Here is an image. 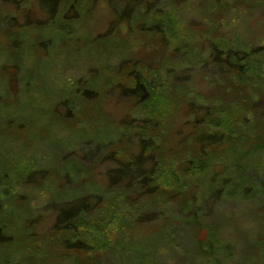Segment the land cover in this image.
Masks as SVG:
<instances>
[{"label": "rangeland", "instance_id": "374dc122", "mask_svg": "<svg viewBox=\"0 0 264 264\" xmlns=\"http://www.w3.org/2000/svg\"><path fill=\"white\" fill-rule=\"evenodd\" d=\"M214 1L216 0L160 1V8L173 15V19L164 17L165 24L162 26L169 30L171 35H175L171 38V42H177L179 37L183 38L187 40L186 44L180 41L179 45L186 48L193 47L198 54L197 59L189 60L183 54L171 55L170 45L161 44L156 34L144 36L140 32L131 33L125 20L115 24L116 15L106 0L87 2L88 20L82 24L71 21L66 25L67 28L75 31L72 36H66L63 32L64 35L56 34L58 30L56 27L51 31L40 27L43 28L42 34L52 37V42L48 46L36 49L40 43H44L40 38L41 35L35 32L32 24L24 26L25 13H30V17L34 15L39 19L45 16L39 13L36 0H0V95L7 96L1 102V110H8L11 118H20L19 123L23 125V129L15 125L13 126L15 133L34 131L37 122L54 124L47 132L50 138L47 141L48 149L45 142L39 140L29 142L28 146H22L18 139L4 140L0 143V154L18 168L24 167L23 169L30 166L43 169L48 163L56 168L53 171L55 175L64 177L53 182V179H46L40 186L29 184L14 188L11 185L13 188L10 186L7 188L12 192L14 189V192L25 193L22 198L29 207L27 217L30 233H33L36 240L55 235L52 224L55 221L57 206L63 204L59 197L77 199L81 194L84 197L87 193L94 194L91 198L88 197V200L92 206H95L94 213L97 214L99 196H106L109 192V188L106 187L107 173L114 167L115 159L120 157L119 155L130 158V153L134 154L138 151L136 141L140 136L135 125L142 117H146L149 111L145 103L139 104L133 97L122 94L120 87L116 86L120 81H124L123 75L127 71L136 75L135 71L139 69L142 76L147 77V82L153 81V84L150 83L152 90L157 83H165L167 77L171 80L175 72H179L180 76L183 75L185 98L190 101L187 105L183 102L186 100L179 99L177 104L173 102V107L167 108L164 98L166 94L163 93L166 87L161 90V86L153 92L157 98L155 111L160 110L161 116L169 118L170 129L164 134L163 142V147L169 154L177 153L178 141L183 139L186 132L193 131L199 134L213 129L206 126L208 122L206 116L208 115L213 122L218 120L220 112L214 113L208 109L210 106H216L218 101L233 103L236 98L238 100L241 96L250 95L252 106L248 107L247 104L243 105L242 102L237 101L233 106L239 113H243L244 122L248 121L252 126L257 124L259 114L264 113V92L259 94L253 92L252 88H244L245 91H239L237 97L233 98L228 94L230 82L213 69L209 63V54L211 46L221 47V39H225L229 45L245 50L264 45V0H253L256 7L252 8L247 6L248 3L221 0V4L223 2L227 4L221 10ZM98 35L111 37L109 53L103 49L95 52L103 45L100 41L94 40ZM124 46V60L119 67V61L123 57L121 49ZM166 55L170 57L163 60L164 66L166 65L163 72L161 60ZM253 58L255 62L251 68L254 72L264 75V55ZM167 70H170V74L166 73ZM97 74L103 75V78L100 79L101 76ZM261 78L264 79V76ZM104 79L109 80V89L100 92L101 111H98L96 95L88 102L86 99L91 95L87 93L91 92L92 88L99 89L100 85L107 82ZM74 81L80 84L76 89L84 93L79 96L82 102L79 104L78 116H83L79 121L75 120V115L69 117L64 111L62 113L60 104ZM251 83L249 87H253ZM13 94L16 95L13 97ZM159 101L165 102L162 108ZM146 105L153 107L152 103ZM71 109L75 108L72 106ZM221 116L223 119V121L219 120L221 129L214 128L215 130L233 134L238 132L235 128L239 126L238 122L232 119L226 120L225 115L221 114ZM120 121H129L131 124V128L124 131V137L128 140L126 144L119 143L122 130ZM241 131L251 135L248 127ZM52 140L60 143L55 144ZM108 140L119 143L113 146V158L106 156L98 158L99 155L106 153L102 144ZM262 141L264 136L257 133V142ZM253 156L254 158L250 160L253 169L250 170L255 177L261 178L260 188L256 190L250 182L244 180L241 183L245 189L243 192L234 188L226 189L222 197L210 202L211 205L203 214L204 221L214 222L211 223L216 228L217 242L214 243V255L221 258V264H264V152ZM229 160V157L219 159L227 167L228 173L238 171L240 169L238 164ZM145 165L148 167L150 163L145 162ZM219 166L220 164L213 168L218 169ZM203 171H199L197 175H201L205 180L208 177ZM197 175H188L186 179L190 181ZM1 187L2 185L0 189ZM55 190L59 191L53 193ZM51 193H53L52 199L57 197L56 200L51 201ZM172 206L171 201H159L152 204L151 208L168 214L172 212ZM8 208L10 209L5 212L0 210V218L9 223L6 224L7 228L3 229V233L13 235L14 232L10 228L16 226L11 222L14 220L17 208L15 209L13 205ZM192 209L195 210L193 207ZM110 210L112 216L100 231L92 228L85 230L93 236V244L100 245V248L104 247V244L119 240L117 243L123 248L122 254L127 261L133 248L141 245L139 242L150 228L144 227V222L131 230L125 228L123 222L132 216L133 212L138 211V208L120 201L119 194H116L111 202ZM172 216L175 217V213L166 217L167 223H171ZM150 223L154 228L158 220H152ZM166 229L167 225L159 224L156 232L160 234ZM203 235L202 230L196 235L193 229L183 231L175 225L170 231L163 233L165 240L156 241L152 255L141 256V263L209 264V259L200 252L197 253L194 247L197 237L201 238ZM56 237L55 242L47 247L48 260L53 262L54 257H58L55 264H70L69 259L59 258L67 256H64L63 248L56 245L59 243ZM39 242L36 244L39 245ZM94 249L97 250L90 255H100V261L109 264V257H106L108 253L103 251L104 249ZM5 261L3 264L23 263L17 254L5 257Z\"/></svg>", "mask_w": 264, "mask_h": 264}, {"label": "trees", "instance_id": "16d2710c", "mask_svg": "<svg viewBox=\"0 0 264 264\" xmlns=\"http://www.w3.org/2000/svg\"><path fill=\"white\" fill-rule=\"evenodd\" d=\"M88 1L90 2L93 0H36L38 11L41 15H45L44 18L39 19L34 15L30 17V13H25L24 15L26 19L24 26L26 27L32 24L31 26H34L35 32L39 33L41 35L40 38L43 39L44 43H40L36 49L48 46L52 42V37L42 34L41 30L43 28L40 29V27H45L46 30L48 29L50 31L56 27V29L61 32L59 33L58 30L56 32L54 31L56 34H65L66 36L74 35L75 31L67 28L66 25L71 21L82 24L88 20ZM106 1L116 15L115 24L125 20L128 24V31L131 33L138 34V32H140L144 36L156 34L161 44L165 46L170 45L171 55L183 54L189 60L197 59L198 54L192 46V48H186L179 45L181 44L179 43L180 41L186 44L187 40H183V38L179 37L177 42H171V38L175 35H171L169 30L162 27L165 24L164 17L173 19L171 12H165L164 9L160 8V1L162 0ZM220 1L221 0L214 1L218 4L219 10L227 6L224 2L221 4ZM232 1L248 3L247 6L249 8L256 7L253 0H250L251 2H248V0ZM60 28L62 31H60ZM209 29L212 30L211 28ZM94 40L100 41L103 44L99 46L98 50H95V52L103 49L109 53V45L112 40L109 35H98ZM211 47L209 63H211L213 69L218 72L223 79L226 78L227 82H230L228 94L236 98L239 91H245L244 88H252L253 92L259 94L264 92V79L261 78L264 75L259 74V72H254L251 68V65L255 62V60H252L254 59L253 57L256 56L260 58V56L264 55V45L245 50L237 48L235 45H229L225 39H221V47ZM124 49L125 46L121 49L123 57L119 61V67L121 66V61L124 60ZM168 57L170 56L166 55L162 58L161 69H164L166 66H164L165 62L163 60L168 59ZM164 71L165 69L163 72ZM135 72L138 74L136 73V75H133L130 71L124 73V81H120L116 86L120 87L119 90L122 94L133 97L139 104L145 103L149 113L145 115L146 117H142L135 125L138 129L137 134L140 136L138 141H136L138 151L134 154L130 153V158H126L125 155H119L120 157L115 155L118 158L115 159L116 162L114 167L109 169L107 173L106 187L109 188V192L106 196H99L100 204L98 205L99 211L97 214L94 213L95 206H92L88 200V197L91 198L94 194L83 191V193H87L85 197L82 196L83 194L81 193L77 199L65 198V196L62 197L63 199L59 197L63 204L57 206L58 208L54 218L55 221L52 224L55 235L48 236L47 238L42 237V239L36 240L33 233H30L31 228L27 217L29 207L27 202L25 203V200L22 198L25 196V193L21 191L14 192V189L12 192L7 188L8 186L12 187L11 185H13L14 188L23 185L29 186V184L31 186H40L46 179H53V182L54 180L64 179V177L55 175L53 171H55L56 168L50 166L48 163L47 167L43 169L33 166L23 169L24 167L18 168L14 163L9 162L6 157L0 154V185H2L0 189V210L5 212L7 209H10L8 207L12 205L15 209L17 208L14 220L11 222L16 226L10 228V230L14 232L13 235H5L3 233V229L7 228L6 224L9 223L0 218V264L6 262L5 257L13 254H17V257L23 262L22 264H55L58 257H54L55 261L53 262L48 260L47 247L55 242L56 236V240L59 242L56 245L63 248L65 252L64 256H67L59 258L69 259L70 264H105L100 261V255H90L97 250L94 248L104 249L103 251L108 253L106 257H109V264H140L141 256L144 257L145 255L143 254L152 255V249L155 247L156 241L163 240V233H167L175 225L183 231L193 229L196 235L202 230L204 235L201 238L197 237V241L194 244L195 251L207 257L210 261L209 264H221V258L214 255V243L217 242L216 228L212 225L214 222L212 220H210L209 223L204 221L203 214L211 205L210 202L217 200L220 196L222 197V193L226 189L232 190V188H234L243 192L245 189L241 186V183L244 180L250 182L252 187L256 190L260 186L261 178L258 176L255 177V175L252 174L251 170L253 166L250 165V160L254 158V154L264 152V141L257 142V133L264 136V113L259 114V121L252 126L248 121L244 122L243 113H239L238 109L233 106V103L236 101L242 102L243 105L247 104L248 107L252 106L250 95L241 96L238 100L236 98L233 103L218 101L216 106L208 107L209 110L211 109V112H220L218 120L213 122L212 119H209L208 115L206 116V118H208L206 126L213 127V129L199 134L193 131L186 132L183 139L178 141L177 153L169 154L163 147L164 134L170 129L169 118L161 116L160 110L155 111L157 108V98L153 92L155 89H160L159 87L161 86V90L166 87L163 93L166 94L164 98L167 108L173 107V102L177 104L179 99L186 100V91L184 89L185 80L183 75L180 76L178 75L179 72H175L171 80L167 77L165 83H157L152 90L151 84H153V81L148 80V83L147 77H143L139 69ZM166 73L170 74V70H167ZM97 76H101L100 79L103 78V75L97 74ZM104 80L107 82L100 85L99 89L92 88L91 92L87 93L91 95V98L88 97V99H86L88 102L92 101L93 96L96 95L97 107L99 109L102 97L100 92L109 89V80ZM250 83L253 87H249ZM79 86L80 84L74 81L71 86H69L64 99L60 101L62 102L60 103L62 113L64 111L69 117L75 115V120L77 121L83 119V116H78L80 111L79 104L82 102L79 96L84 94L76 89ZM15 95L16 94H13V97ZM5 97H7L5 94L0 95V143L4 140L18 139L22 146H28L30 144L29 142L39 140L45 142L46 149H48L47 141L50 140V138L47 132L48 128L54 124L37 122L34 131L29 130L28 132L15 133L13 126L16 125L17 128L22 130L23 125L19 123L20 118H11L8 110H1V102L5 100ZM10 100H14V98H10ZM183 102L187 105L190 101L186 100ZM146 103H152L153 107L146 105ZM159 103H161L162 108L165 102L159 101ZM55 105L53 106L54 108ZM72 106L75 108L74 110L71 109ZM158 108H160V106ZM99 109L98 111H101V109ZM221 114L225 115L226 120L232 119L238 122L239 126L235 127L238 132L235 134L227 132V134L222 130L221 132L220 130L214 129H221L219 121H223ZM119 124L122 125L119 143L122 142L126 144L128 140L124 137V131L128 130L129 127L131 128V124H129V121H120ZM158 124L160 127H158ZM245 127L250 129V136L241 131V129L243 130ZM11 130L12 132H10ZM52 141L55 144L60 143L55 142V140ZM119 143L114 140L104 142L102 145H104L106 153L99 155L98 158L101 156L113 158V146ZM222 157H229L231 162L237 163L240 169L228 173L226 171L227 167L223 162L219 161ZM145 162L150 163V165L146 167ZM219 164L220 166L218 169L213 168ZM55 166L58 167L57 165ZM199 171H203L208 178L204 180V177L201 175L198 176L197 173ZM194 174L197 176L190 181L186 179L188 175ZM58 191L59 190H55L53 193H57ZM61 192L62 191H60V193ZM53 193L50 194L51 201L57 198L53 197L52 199ZM116 194L120 195V201H125L129 206L134 205L138 208V211L133 212L134 214L123 222L125 228L131 230L142 222L145 224L144 227L150 228L147 230L149 234L147 232L145 233L144 239L142 238L141 242H139L141 245L133 248L127 261H125V257H123L122 254L123 248L119 247L117 243L119 240L116 241L115 239L116 242L104 244V247L100 248V245L95 246V243L93 244V236L89 235V231L87 232V230H85L87 228H92L100 231V228L106 225L108 218L110 220L112 216L110 214L111 202ZM129 195H131V197ZM51 201L49 202L51 203ZM159 201H171L173 203L172 212L167 214L164 213V211L161 212L157 209L153 210L151 208L152 204ZM192 207L195 208V210H193ZM173 213H175V217H170L172 221L171 223H167L166 217L169 215L171 216ZM152 220H158L154 228L151 227L152 225L150 222ZM159 224L167 225V229L160 234L158 231L156 232V228ZM38 241H40L39 245L36 244ZM37 246L38 248H36Z\"/></svg>", "mask_w": 264, "mask_h": 264}]
</instances>
